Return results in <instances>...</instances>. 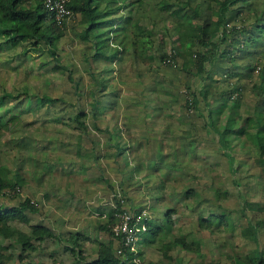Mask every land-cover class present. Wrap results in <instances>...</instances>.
I'll return each mask as SVG.
<instances>
[{
	"label": "rangeland",
	"instance_id": "rangeland-1",
	"mask_svg": "<svg viewBox=\"0 0 264 264\" xmlns=\"http://www.w3.org/2000/svg\"><path fill=\"white\" fill-rule=\"evenodd\" d=\"M158 1L144 0L139 8L132 5L135 18L156 35L152 48L137 56L124 52L114 61H92L86 54L88 42L79 37L83 27L80 14L65 21L63 35L53 49L55 58L44 48L0 44V97L7 95L0 101V113L10 111L4 114L7 121L13 115L9 127L0 130V171L9 179L15 173L24 178L18 197H0V207L29 196L36 210H27L28 223L14 220L10 226L29 235L32 224H43L58 235L33 239L36 250H23L14 239L0 235V264H82L91 260L95 256L93 242L83 240L81 250L86 258L77 261L65 248L67 239L71 233H82L91 240L113 241L98 224L106 220L104 211L113 205L114 193L124 197V207L144 208L156 222H163L167 207L174 208L173 232H191L201 242V256L176 247L169 252L170 259L163 258L156 246H138L143 262L233 264L231 255L238 264H248L254 241L243 234L245 220L237 208L244 205V199L264 204V178L258 176L251 158L256 150L234 146L231 153L236 161L232 164L231 153L223 151L216 134H208L204 124L210 106L226 88L229 80L223 73L231 63L235 61L245 72L258 58V65L264 68V36L256 26L257 20L264 22V0H240L226 15L229 27H243V36H261L256 49L236 59L216 56L212 65L220 78L216 80L210 72L212 79L202 82L187 72L190 62L182 52L169 62L159 58L160 52L171 51L175 32L171 15L157 8ZM194 4L199 5L200 15H206L217 3L189 1V6ZM245 42L253 49L248 40ZM55 63L59 68L52 67ZM251 79L257 80L255 72ZM205 83H209L210 98L199 95L194 106L187 107V87L197 93ZM242 83L239 113L245 116L256 112L261 102L252 82L243 79ZM41 95L58 100L41 105ZM92 102L97 106L92 107ZM79 109L87 113L84 122L88 137L93 138L91 144L67 123ZM235 167L239 171L235 172ZM187 185L198 193L199 200L197 195L183 196ZM214 187L226 194L218 199ZM96 208H101L103 215ZM224 210L230 212L228 225L197 228L198 215ZM251 213L247 210L248 216ZM258 214L264 216L261 211ZM258 241L260 246L264 244V234L258 233Z\"/></svg>",
	"mask_w": 264,
	"mask_h": 264
},
{
	"label": "trees",
	"instance_id": "trees-1",
	"mask_svg": "<svg viewBox=\"0 0 264 264\" xmlns=\"http://www.w3.org/2000/svg\"><path fill=\"white\" fill-rule=\"evenodd\" d=\"M143 1H69L68 6L73 10V15L80 14V22L83 27L79 32V37L83 42H88L86 54L92 61L96 63L106 60L114 61L120 57L121 53L127 52L137 56L141 52L152 48L156 35L139 19L135 18L132 7L135 4L139 8ZM189 1L159 0L156 3L157 8L163 9L171 15L175 32L174 45H172L171 51L169 53L162 51L158 56L164 62H169L182 52L183 57L190 62L187 72L198 76L201 82L204 79H212L210 72L218 80L220 76L214 73L215 70L212 65L217 62L215 61L216 56L236 59L243 53L249 55L253 51L246 45L245 39L254 48L258 38H255L256 35L252 36L251 34L245 37L241 30L243 27L240 25L229 27L227 23L226 15L229 11H233L232 6L240 0H214L217 4L211 8V13L206 15H200L198 4L189 6ZM186 7L190 8L189 13L185 12ZM197 16L202 17L200 22L194 21ZM256 26L260 30L259 34H264V22H258L257 20ZM64 28V24H58L53 20L49 11L45 9L43 0H0V44L8 46L28 44L36 50H43L44 48L55 58L53 49L57 47ZM231 33L236 34L231 36ZM228 38H232L233 43L229 44L227 42ZM240 42L243 43L242 46L238 45ZM236 43L237 45H234ZM42 44H45V47ZM196 46L199 49L195 51ZM258 60L257 58L255 64L245 72L240 67L238 68V64L233 60L234 62L230 65L232 67L227 70V73H223L229 80L226 88L220 90L219 96L215 99L216 104L210 106L207 114L208 121L204 125L208 134H216L218 143L225 152L231 153L235 149L234 146L238 145H240L239 148L246 147L248 150H256V154L251 158L258 168V176L264 178V68L258 65ZM59 66L58 63H55L52 67L59 68ZM209 68L212 69L208 71ZM253 72L257 76L255 81L251 79ZM68 79L72 80L70 73ZM243 79L252 82L251 87L258 97V101L261 102L260 107H256V112L253 110L252 113L245 116L239 113L245 86L242 83ZM208 84H203L202 89H199L197 93L187 87V92L190 95L185 102L187 107L194 106L199 95L206 100L210 98ZM105 86L102 84L101 87L104 88ZM5 96L7 95H1L0 101ZM57 100V98L46 95L39 97L41 105ZM92 103V107L97 106V102ZM9 112L6 109L3 113H0V130L9 127V121L12 120L13 115L8 118V121L4 119V114ZM85 117H87V113L79 109L69 116L67 123L79 132L84 142L88 141L91 144L93 138L88 137L84 122ZM228 157L231 163L235 164L234 155L231 153ZM234 171H239L238 167H235ZM23 183L24 178L21 175L15 173L13 178L9 179L3 171H0V197H18ZM213 193L219 199L220 194L225 195L226 191L214 187ZM195 195L198 197V193L189 185L184 188V197ZM112 196L114 203L104 211L106 220L100 222L98 228L101 231H107L115 240L112 226L117 219L118 211L124 208L125 199L118 193H114ZM197 200H199V197ZM200 200L205 199L201 197ZM220 205L217 204V206ZM27 210H36V204L29 196L19 199L17 204H4L0 207V235L4 238L14 239L15 243H18L23 250L37 249L33 239L41 241L46 237H58L51 228L43 224H32L29 235L21 229L11 227L9 223L14 220L28 223ZM237 210L245 220L242 228L243 234L250 235L254 241L253 248L248 255V264H264V244L260 246L257 237V231L264 234V216L258 215L260 211L264 213V204L259 201L253 202L244 199V205L239 206ZM247 210L252 212L250 216L247 215ZM97 211L100 216L103 215L101 208H98ZM173 212L174 208L167 207L163 213L162 223L146 218V230L139 233L136 244L138 246H156L161 251L162 257L166 259L171 258L169 252L176 247L186 251H194L201 256V242L197 237L192 236L191 232L187 234L173 232ZM229 216L230 212L225 210L220 213L210 212L207 215H198L197 228L212 230L214 226L224 227L230 222ZM189 234L192 238L189 237ZM83 240H90L94 243L95 256L91 260H84L82 264H134L131 259L134 256L141 257L142 255L140 247L135 253H128L127 249H124L129 260L124 259L115 254L111 239L108 241L99 238L91 240L82 233H71L65 248H68L73 255L77 256V261L80 257L82 259L86 258L82 256ZM2 257L3 254L0 253V263ZM229 257L233 264H238L236 258L230 255ZM211 264L221 263L214 261Z\"/></svg>",
	"mask_w": 264,
	"mask_h": 264
},
{
	"label": "built area",
	"instance_id": "built-area-1",
	"mask_svg": "<svg viewBox=\"0 0 264 264\" xmlns=\"http://www.w3.org/2000/svg\"><path fill=\"white\" fill-rule=\"evenodd\" d=\"M69 1L43 0V4L53 20L58 24H64L67 19L73 16V10L68 6ZM227 42L229 44L233 43L232 38H228ZM234 45H237V43ZM238 45L242 46L243 43L240 42ZM146 218H149V215L144 208L134 211L124 207L121 211H118L117 219L112 226L113 236L116 240L115 254L128 259L124 249H127L128 253H135L138 250L136 241L139 239V233L146 230ZM131 260L134 264H148L138 256H134Z\"/></svg>",
	"mask_w": 264,
	"mask_h": 264
},
{
	"label": "crops",
	"instance_id": "crops-1",
	"mask_svg": "<svg viewBox=\"0 0 264 264\" xmlns=\"http://www.w3.org/2000/svg\"><path fill=\"white\" fill-rule=\"evenodd\" d=\"M264 34H261V36H263ZM259 39H257V42H256V44L258 43V41L260 40V37H258ZM256 49V47H254L252 50L254 51ZM259 215V214H258ZM257 234H258V231H257ZM257 237H258V235H257ZM112 243L116 246V244H115V240H113L112 241ZM231 256V255H230Z\"/></svg>",
	"mask_w": 264,
	"mask_h": 264
}]
</instances>
